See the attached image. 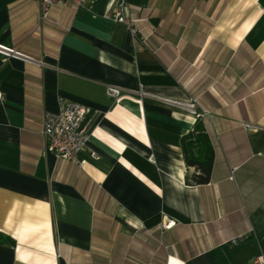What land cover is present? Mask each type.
<instances>
[{"label": "crops", "instance_id": "obj_1", "mask_svg": "<svg viewBox=\"0 0 264 264\" xmlns=\"http://www.w3.org/2000/svg\"><path fill=\"white\" fill-rule=\"evenodd\" d=\"M85 1L39 24V0H0V233L14 241L0 264H252L264 0ZM59 99L88 110L81 166L46 150ZM197 120L213 147L202 186L186 184L180 143Z\"/></svg>", "mask_w": 264, "mask_h": 264}, {"label": "built area", "instance_id": "obj_2", "mask_svg": "<svg viewBox=\"0 0 264 264\" xmlns=\"http://www.w3.org/2000/svg\"><path fill=\"white\" fill-rule=\"evenodd\" d=\"M57 5L79 9L85 7L87 3L85 0H39V24L51 22V9ZM111 16L114 22L125 27L133 39L137 40L141 45H145V39L139 37L133 21L125 17L121 9L115 10ZM113 92L118 93L114 89ZM87 114L88 110L85 107L59 99L57 111L46 112L43 116L41 134L46 142V150L60 159L81 166L82 161L79 160L78 154L86 147L89 140L84 124ZM172 225V222L167 221L164 224V228L169 229ZM243 239V236H239L234 238L231 243L237 244ZM252 264H264V255L255 257Z\"/></svg>", "mask_w": 264, "mask_h": 264}, {"label": "trees", "instance_id": "obj_3", "mask_svg": "<svg viewBox=\"0 0 264 264\" xmlns=\"http://www.w3.org/2000/svg\"><path fill=\"white\" fill-rule=\"evenodd\" d=\"M183 160L192 173L185 182L192 186L206 185L210 181L213 167V147L203 123L197 120L180 139ZM0 244L14 245V241L0 233Z\"/></svg>", "mask_w": 264, "mask_h": 264}]
</instances>
